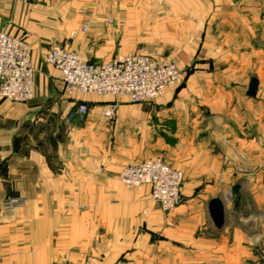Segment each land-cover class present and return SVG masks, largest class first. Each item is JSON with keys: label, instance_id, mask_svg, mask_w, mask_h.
<instances>
[{"label": "crops", "instance_id": "0c3cea01", "mask_svg": "<svg viewBox=\"0 0 264 264\" xmlns=\"http://www.w3.org/2000/svg\"><path fill=\"white\" fill-rule=\"evenodd\" d=\"M86 6L94 29L104 17H150L169 19L164 32L192 35L175 56L185 69L182 86L150 103L120 98L111 121L102 115L107 102L68 93L44 55L63 46L89 57L108 43L70 37ZM0 30L28 42L34 67L29 102L0 99V207L15 197L26 213L62 211L49 262L264 264V0H0ZM80 102L88 114L68 121ZM156 156L184 176L169 214L150 201L148 186L119 181L124 166ZM227 186L248 233L231 227L225 204L223 229L211 223L207 203ZM8 223L39 225L35 213L0 219V227Z\"/></svg>", "mask_w": 264, "mask_h": 264}, {"label": "built area", "instance_id": "2783aa9c", "mask_svg": "<svg viewBox=\"0 0 264 264\" xmlns=\"http://www.w3.org/2000/svg\"><path fill=\"white\" fill-rule=\"evenodd\" d=\"M44 62L60 73L61 82L68 93L80 92L110 100L103 110L111 121L117 110V100L129 103L152 102L169 89H177L184 82L183 71L170 60H157L141 53L118 55L108 61L89 62L74 51L52 47L44 55ZM34 67L29 44L0 30V99L26 103L33 97ZM88 113L84 102L75 105L67 119L83 120ZM120 182L128 189L150 188V198L164 212L172 211L180 202L183 184L181 171L170 167L161 157H150L126 165L120 172ZM232 199L226 190L220 200ZM24 204L21 198H7L2 210Z\"/></svg>", "mask_w": 264, "mask_h": 264}, {"label": "rangeland", "instance_id": "374dc122", "mask_svg": "<svg viewBox=\"0 0 264 264\" xmlns=\"http://www.w3.org/2000/svg\"><path fill=\"white\" fill-rule=\"evenodd\" d=\"M103 4L104 3L97 2L94 3L93 6L95 7V10L98 9L103 10L104 9ZM92 11H94L93 8L91 7L89 8L86 6V9L84 11L85 12L84 18L79 29L76 32H72L70 34V37H75L78 36L79 34L87 39H92V38L100 39L99 43H102V41L104 42L106 41L108 42L107 44L102 43L100 47L98 46L92 49L91 51L89 50L90 51L88 52L89 57L88 54L87 56H83V54H80L78 51L71 50L63 46H52V47H63L68 50L74 51L77 54H79L82 57V59L89 62L90 60L96 61V59L99 60L106 56H109V58L112 59L118 55H125L128 53H141L148 55L157 60L173 61L183 71V75L185 74V69H183L178 62H176L177 60L175 59V56L181 55V53H183L184 51L183 48H185L186 44H188V41L192 39L191 37L192 35H187L185 33L164 32L165 28L163 26H167L169 19L150 18V17H146V18L104 17L103 19H101V22L99 23L98 27H95L94 29V27H91V18L89 17L91 16ZM87 12L89 13L87 14ZM166 29H171V28L167 27ZM171 56L174 58H171ZM97 99L99 101L107 102L108 103L107 107L110 104V100L99 99V98ZM119 100L120 98L117 100L118 105H119ZM17 104H25V103H17ZM67 120L71 121L69 119ZM119 181H120V175H119ZM221 182L223 183L222 180ZM183 185H184V176H183L182 187ZM181 190H180V202H181ZM226 190H230L232 194V199H230L229 202L225 203L227 207L226 214L228 216H231L232 218L231 220L233 225L231 227L237 225L241 230L245 231V233H248L249 232L248 224H246L239 217V215L235 213V210L231 206L234 197L231 187L227 186L226 188H224L223 191H221L220 196H222ZM150 201L157 205V203L153 202L151 198ZM250 201L251 200L249 199V195L246 194L243 199L244 205L242 206L243 207L242 209L244 216L247 220L249 218L248 215L250 214L251 211L249 209ZM22 208H24V204L14 209H8L6 210V213L4 212L3 214L2 213L0 214V219L31 217V214L35 213V218L39 222V225L33 227L31 225L30 226L22 225V224L10 225V223H8L7 225L0 227V263L1 264H46V263L56 264L57 261L56 263L49 261L51 260L50 257L56 253V252L54 253V251L57 249L60 243L57 239V234L58 231H60V228H62L63 226H60V222L57 224L58 217L56 216L57 215L56 213L61 214L62 211H43L37 209L30 213H26L25 210H21ZM172 211L169 212L162 211V212L164 214H169ZM260 228L262 227H258V231Z\"/></svg>", "mask_w": 264, "mask_h": 264}, {"label": "water", "instance_id": "95a60500", "mask_svg": "<svg viewBox=\"0 0 264 264\" xmlns=\"http://www.w3.org/2000/svg\"><path fill=\"white\" fill-rule=\"evenodd\" d=\"M257 80L251 78L249 81L247 95L254 97L257 89ZM207 213L213 227L220 232L224 226V205L218 197L210 199L207 203Z\"/></svg>", "mask_w": 264, "mask_h": 264}]
</instances>
